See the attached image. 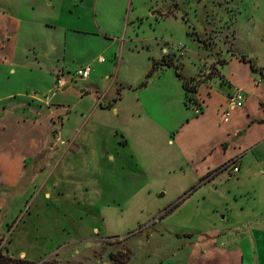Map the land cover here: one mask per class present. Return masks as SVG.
I'll return each instance as SVG.
<instances>
[{"label":"rangeland","instance_id":"1","mask_svg":"<svg viewBox=\"0 0 264 264\" xmlns=\"http://www.w3.org/2000/svg\"><path fill=\"white\" fill-rule=\"evenodd\" d=\"M71 2L79 17L59 25L65 30L37 27L34 38L63 39L49 61L66 64L68 87L47 92L44 84H53L57 73L45 59L30 60L29 52L18 56L14 77L0 73V101L38 89L37 99L26 94L0 102V185L27 162L0 208V252L34 264H252L246 236L238 234L251 222L239 206L231 216L221 196L198 185L217 187L231 201L237 194L252 218L259 209L264 214V122L247 118L264 119V0H57L65 8ZM22 29L21 53L31 41ZM242 65L252 70L256 91L245 94L242 107L218 111L241 89L226 84ZM79 66H90L88 81L75 77ZM184 78L194 89L187 104ZM88 88L92 97L81 98ZM114 96L113 107L98 105ZM82 105L92 109L78 122L87 142L76 152L68 147V120L71 108ZM58 107L45 147L32 159L37 132L4 113L34 119ZM238 132L243 135L234 140ZM103 135L112 152L101 167L90 147ZM238 147L249 149L238 173L233 157L200 179ZM254 188L257 200L250 196ZM257 243L264 260V237Z\"/></svg>","mask_w":264,"mask_h":264},{"label":"crops","instance_id":"2","mask_svg":"<svg viewBox=\"0 0 264 264\" xmlns=\"http://www.w3.org/2000/svg\"><path fill=\"white\" fill-rule=\"evenodd\" d=\"M73 1V0H72ZM79 1V0H77ZM75 5L74 2H71L69 4V6H67L65 8V6H59L57 3V0H0V73H4L5 76L7 77H14L17 73V69L19 68V63H22L21 58H26L28 57V52L31 54H33V56L31 58H29L30 60L33 58L35 60V62H41V60H43V62L48 61L49 65L51 66L50 68H52V71H55V73H65V69H67V66L65 63H60V62H54V64H50L51 58H50V54L52 51L59 49L58 46H63V39H57L55 38V35H46L45 37H43L41 40L39 39H35V30L37 29V27H42V28H62L65 30V27H59V25H63L65 26L66 23H72V21L75 18L76 11L74 9ZM77 17H79L77 15ZM74 23V22H73ZM24 25V26H23ZM22 28L26 29L25 30V37L26 39L29 37V39L31 38L30 43L28 44V49L24 52H20L17 49V41L18 38L22 32ZM54 29V30H55ZM56 33H58L57 30H55ZM65 33V32H64ZM48 36V37H47ZM65 36V35H64ZM20 56L21 58L19 59ZM101 56L99 55V58ZM103 57V56H102ZM99 58L97 59V62L100 63ZM104 58V57H103ZM235 58V57H233ZM232 58H230L229 60H231ZM236 59V58H235ZM228 60V61H229ZM105 59L101 62L104 63ZM237 63H241L242 61H239L237 59ZM34 62V61H33ZM42 62V63H43ZM245 63V62H244ZM30 64V63H29ZM90 65V63H88ZM246 64V63H245ZM38 67L41 69L43 67L42 64L38 63ZM240 66V65H238ZM82 66H79L78 68H80ZM242 73H239L238 76H235V78H227L225 75V77L228 79L227 82V86H229V88H233V87H240L243 90V99L245 98V94H247V96H249L250 94L254 93L256 91V83H253L252 79V70L248 69V66H243L242 65ZM92 71V70H91ZM91 71L90 74L88 76V78L91 75ZM45 77H49V74L47 73V75ZM88 78H86L85 80L88 81ZM264 79V78H262ZM84 80V79H83ZM84 80V81H85ZM45 83V82H44ZM34 85V83L32 84ZM44 88L47 90V92H51V87L53 86V84H48L45 83L44 84ZM28 87V86H27ZM26 88V87H24ZM53 88V87H52ZM200 88V86H199ZM40 90V89H39ZM234 90V89H233ZM24 90L20 91V90H16L13 92H10V94L6 95L5 98L1 99V101L5 100V99H9L10 97L13 96H17V97H23L24 95L28 94V96H30V99H37V93H38V89L34 90L31 95L30 92H23ZM87 89H83L80 91L81 98L85 97H92V93L90 92V89L88 88L89 92H86ZM92 91H95V93L97 95H99L97 93V89H93ZM199 91V89H198ZM233 92V91H232ZM208 95L210 94V91L206 92ZM199 97L201 98V100L203 101V108L205 105V100H204V95H201L199 92ZM228 95V94H226ZM100 99L101 97H103V93H100ZM246 96V97H247ZM118 98V96H114L111 97L110 100H108L107 103L102 104V102H98V105L101 108H105V107H113L116 99ZM29 99V100H30ZM242 99V100H243ZM0 101V102H1ZM111 101V102H110ZM226 101V98H225ZM223 102L224 104H219V109L218 111L222 110V105H228L227 101ZM260 103L264 106V101H262V99L260 100ZM105 105L104 107L102 105ZM97 105V104H96ZM95 105V106H96ZM107 105V106H106ZM243 106V102L241 106H238L237 108H240ZM92 109V107L89 108H84V106L82 105L81 107H79L78 109L74 107V111L73 108H71V112H70V120H68V124L70 126V131H68L69 134V145L68 147L72 146V148H74L76 152L80 151L82 149V144L84 142H87L85 137H80L81 134V129H82V124H78L80 119H86L88 117L89 111ZM225 109V108H224ZM59 110H61V107H58L56 109L50 110L49 112H46L44 115L40 116V117H36L34 119H22V117L17 113V112H11V111H6L4 113V115H9L12 116L16 123H20L22 126H24L25 128H29L30 133L36 131L37 135L33 136L32 139L30 140V147H31V151L29 152L31 155L30 157L35 158L36 156H38L42 150L45 147V143L47 141V137H48V133H49V119L51 118L50 116H52L55 112H58ZM203 110V109H202ZM226 110V109H225ZM73 112V113H72ZM225 112V111H224ZM223 112V113H224ZM197 113V112H196ZM199 113V112H198ZM203 113V112H202ZM3 117L0 116V118ZM77 117L78 120L74 119ZM247 118L249 119L250 123L252 122H264V119H260V120H256L253 119L252 120V116H250L249 113H247ZM81 126V128H79ZM23 127V128H24ZM77 130V132H75ZM74 131V132H73ZM242 132H238L236 133V135H234V140H238L239 138L242 137ZM104 138H100V137H96V143L97 146L94 147H90L93 151V153H95V155H97V161L99 162V164L101 165V167L107 165L106 162L104 161V157L105 154L107 152H112L110 146L107 144L109 139H107L105 137V135H103ZM101 139V141H100ZM125 140V139H124ZM123 140V141H124ZM261 141H264V137L261 139ZM35 143V145L33 144ZM126 144V142L124 143V145ZM122 146V145H121ZM66 147V146H65ZM227 145L223 146V150L227 149ZM232 152H230L227 156H225V161L221 164H219L218 166H212V167H208L207 170L204 172V174L200 177V179L205 176L207 173H210L211 170L221 166L222 164L226 163L229 159L231 158H237L238 159V170L235 171L234 173H238L240 171V165L242 163V160L245 158V153L247 151H249V149H245L243 151H239V147L238 150L231 149ZM70 151L69 148H65L64 149V153L62 154V156H64V154ZM61 156V157H62ZM115 156L113 154L111 155H107V159H111L109 160V163H111L112 160H115L114 158ZM27 159V158H26ZM25 163L22 164V168L19 169V171H16L13 174V178L7 179V178H2V184L3 186L0 185V208L3 207L4 204V198H5V194L7 192H11L12 190L16 189L18 187V185L20 184V180L26 170V160H24ZM263 165V164H262ZM260 165L259 166V170L260 172L263 171L264 173V166ZM103 169V168H102ZM1 183V181H0ZM199 187H207L205 194H209L212 191H215L217 193V196H221L222 199L224 200V204L225 207H229V212H231V216L236 215V211H234L233 213V208H235V206H239V209H242L241 212L244 213V218L246 217L245 221H249L251 222L249 224V226L245 229V231L243 230L241 232L238 233V231H240L241 229L237 230V233L243 236H246L243 240V243L245 244V242L247 243V246L250 245V249H249V253L252 252L250 259H252V264H264V260L261 257V255L259 254V248H258V243H257V237L258 236H263L264 237V214L263 211L261 209H259V216L256 218H252V212L245 214V211L243 210V208H245V206H243L244 204H238V198H237V194H233L232 199L233 201H231L229 199V197L225 194L219 191V189L217 187H208L205 184H200L198 185ZM196 191V188L188 195L185 197V199L187 197H189L192 193L194 194ZM50 193H46V196L49 195ZM192 194V195H193ZM191 195V196H192ZM259 195V193L256 191V188L253 189L252 193L250 194V196H253L252 198L254 200H257V196ZM184 199V200H185ZM183 200V201H184ZM180 205V204H179ZM178 205V206H179ZM251 210H252V204H251ZM173 211V210H172ZM171 211V212H172ZM170 212V213H171ZM223 218V216H222Z\"/></svg>","mask_w":264,"mask_h":264},{"label":"built area","instance_id":"3","mask_svg":"<svg viewBox=\"0 0 264 264\" xmlns=\"http://www.w3.org/2000/svg\"><path fill=\"white\" fill-rule=\"evenodd\" d=\"M104 59L102 57L99 58V61L102 62ZM91 68L90 66H82L78 68L74 74L75 77H78L80 79H86L88 78L90 74ZM64 74L62 73H57L56 77H54L53 80V88L58 89L62 88L63 86L66 85L67 81L64 79ZM242 99H243V91L241 89L235 90L230 96H229V101H228V107H238L242 105ZM229 112L225 110L224 115L228 116ZM232 170L235 172L238 170V166L234 165L232 166Z\"/></svg>","mask_w":264,"mask_h":264},{"label":"trees","instance_id":"4","mask_svg":"<svg viewBox=\"0 0 264 264\" xmlns=\"http://www.w3.org/2000/svg\"><path fill=\"white\" fill-rule=\"evenodd\" d=\"M180 75V72L179 74ZM189 80L184 78L183 79V88H184V91H185V102L187 104V97H188V92H193L194 89L192 87V85H189ZM196 187H192L190 188L185 194H184V197L188 196ZM178 207V205H176L174 208ZM172 208V209H174ZM172 209L170 208V210L172 211ZM168 211V213H170L171 211ZM0 264H34L33 262H30V261H27V260H24V259H13L12 257H9V256H6L4 254H2L0 252Z\"/></svg>","mask_w":264,"mask_h":264},{"label":"water","instance_id":"5","mask_svg":"<svg viewBox=\"0 0 264 264\" xmlns=\"http://www.w3.org/2000/svg\"><path fill=\"white\" fill-rule=\"evenodd\" d=\"M68 87V85H65L61 88V90H65Z\"/></svg>","mask_w":264,"mask_h":264}]
</instances>
